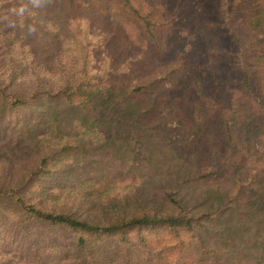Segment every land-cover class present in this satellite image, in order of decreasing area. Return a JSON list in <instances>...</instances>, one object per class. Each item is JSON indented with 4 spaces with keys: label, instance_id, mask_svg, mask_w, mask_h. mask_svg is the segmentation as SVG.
<instances>
[{
    "label": "trees",
    "instance_id": "16d2710c",
    "mask_svg": "<svg viewBox=\"0 0 264 264\" xmlns=\"http://www.w3.org/2000/svg\"><path fill=\"white\" fill-rule=\"evenodd\" d=\"M229 20L249 64L264 0ZM173 33L150 0H0V264H264V146L239 113L264 138V67L213 113Z\"/></svg>",
    "mask_w": 264,
    "mask_h": 264
},
{
    "label": "rangeland",
    "instance_id": "374dc122",
    "mask_svg": "<svg viewBox=\"0 0 264 264\" xmlns=\"http://www.w3.org/2000/svg\"><path fill=\"white\" fill-rule=\"evenodd\" d=\"M150 2L161 6L166 18L173 23L174 33L168 39V61L183 60L186 75L201 77L204 84L201 100L208 110L216 113L229 108L230 90L236 88L235 77L240 70L253 64L264 67V38L255 46V54L250 55L248 64L247 57L235 55L237 49L231 33L236 21L229 20L232 0ZM239 113L246 146L252 153H258L264 146L260 122L250 109L244 108Z\"/></svg>",
    "mask_w": 264,
    "mask_h": 264
},
{
    "label": "clouds",
    "instance_id": "9594fccd",
    "mask_svg": "<svg viewBox=\"0 0 264 264\" xmlns=\"http://www.w3.org/2000/svg\"><path fill=\"white\" fill-rule=\"evenodd\" d=\"M21 11H23V10L21 9Z\"/></svg>",
    "mask_w": 264,
    "mask_h": 264
}]
</instances>
